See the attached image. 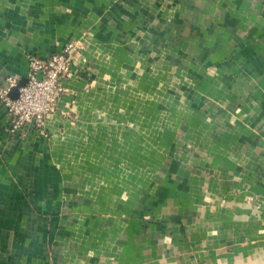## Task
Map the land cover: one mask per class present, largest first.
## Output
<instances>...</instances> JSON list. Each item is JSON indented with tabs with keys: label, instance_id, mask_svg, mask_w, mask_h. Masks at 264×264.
I'll return each mask as SVG.
<instances>
[{
	"label": "crops",
	"instance_id": "0c3cea01",
	"mask_svg": "<svg viewBox=\"0 0 264 264\" xmlns=\"http://www.w3.org/2000/svg\"><path fill=\"white\" fill-rule=\"evenodd\" d=\"M149 1L155 2L154 13L149 19L150 23H154V40H162L164 36L169 39V55L178 53L177 46L186 51L189 49V54L197 46V56L203 55L204 62L207 61L210 65L218 62L220 70L242 71L252 81L249 90L255 86L254 82L256 87L264 88V80L261 81L260 76L253 73L262 72L261 75L264 76V0ZM147 4L148 0H0V85H5L7 76L18 79L25 77L26 54L46 57L59 51L70 40L82 42L80 54L75 56L76 74L62 80L64 93L54 112L46 118V137L40 136L31 128H28L23 137L11 135L5 130V112L0 104V200L17 197L21 203L27 193L21 190L20 184L50 182L52 161L73 158L77 182L75 191H70L74 193V208L77 210L73 215L81 216L80 223L75 225V230L79 232L77 245L83 247L84 243H88V231H94V234L101 230L106 232L107 238H102V234L100 237L90 238L92 247L105 246L107 250L101 252V256L114 258L117 253L124 260L131 256L130 246H138L130 237L127 226L135 222L128 215L138 216L131 213H140L139 210L145 206L157 203L156 214L178 218L182 211L176 209L175 200H182V207L184 204L189 209L194 207L190 202L194 196V183L182 179L180 164L176 161L164 162L154 155H149L148 158L146 151L150 146L149 149L137 144L132 146L123 127L109 124V121L124 119L125 107L128 108L131 101L126 89L132 84L131 78L126 80L122 77L131 60L128 46L123 43L127 36L124 33L127 30L125 24L131 21L140 23L137 33L141 43H144L147 37ZM118 7L122 8L116 12ZM183 13L185 14L182 15ZM180 23L200 25L190 28ZM164 25H170V28L165 29V35ZM149 51L150 49L147 52ZM155 54L158 55L156 52ZM162 55L159 54L154 59L156 71L179 69L178 59L174 58V63L165 65ZM165 59L168 60V57L165 56ZM175 63L177 66H173ZM192 67L188 66L187 69H199ZM246 71L251 74H246ZM109 87L117 89L108 90ZM174 101L175 99L170 98L172 105ZM141 102L140 98L133 99L139 113L136 126L140 133L145 129L156 128L154 143L156 146H163V136H166L168 143L171 129L177 121L176 110L172 107V111L159 114L150 107L148 111L141 112ZM104 104L105 112L102 111ZM143 104L146 109V100ZM234 108L237 111L229 108L226 114L244 119L247 116L238 112L242 111L250 113L252 120L258 118V111L252 105L242 104L241 108ZM63 111L73 114L74 118L63 115ZM106 125L108 135L104 136L101 132ZM199 125L201 127L203 124L199 122ZM161 126L165 131L157 130ZM207 126L205 125L206 128ZM225 126L232 137L229 130L231 126ZM249 147L254 157V152L259 149H255L257 146ZM116 154L123 157L114 163L111 156ZM253 157L250 162V184L258 203L259 193L264 192V186L260 189L258 185L264 184V172L259 169V156L256 159ZM220 159L221 157L219 164ZM67 162L70 164V160ZM151 169L157 172L158 181L147 185L151 183L146 172ZM66 173L62 172L64 179ZM15 184L19 185L15 187ZM148 190L160 195V201H154L156 196L145 195L141 204L133 206L142 192ZM222 193L225 195L224 201L213 214L212 222H198L202 227L200 237L203 242L210 249L216 248L211 249L210 254L202 257L199 263L264 264V202H259V207L254 204L242 206V193ZM227 198L233 201L227 202ZM4 207H0V231L9 222L14 221L26 228V221L35 220L33 215L36 214L27 205ZM180 220L188 225L187 234H190V228L194 227L191 218L184 216ZM208 225L212 227L208 229ZM47 227L43 223L41 229L46 230ZM58 227L60 230L70 229L65 222L58 223ZM109 232L122 233V240L108 237ZM189 234L188 239L194 240V236ZM193 235H196L195 228ZM61 241L63 240H59L60 245ZM141 262L136 259L124 263ZM51 263L98 264L99 260L88 262L79 250L76 252L69 249L58 250L51 260L45 254L44 240L22 237L5 241L0 236V264ZM112 263L111 260L106 262Z\"/></svg>",
	"mask_w": 264,
	"mask_h": 264
},
{
	"label": "rangeland",
	"instance_id": "374dc122",
	"mask_svg": "<svg viewBox=\"0 0 264 264\" xmlns=\"http://www.w3.org/2000/svg\"><path fill=\"white\" fill-rule=\"evenodd\" d=\"M113 1L118 2L119 0ZM121 8L118 7L115 11L117 12ZM154 10L155 2L148 0L147 37L144 43H141L137 33V27L140 26V23L131 21V23L125 24L128 31L124 30L127 36L123 39V43L128 46L131 60L129 68L123 72L122 77L124 76L126 80L131 78V86L126 88L128 95L131 96V101L128 108L125 107L124 119L114 120V122L109 121V124L114 126L117 124L123 127L132 146L137 144L138 146H147L148 149V146H150V149L146 151L148 158L149 155L151 157L154 155L164 162L176 161L180 164L182 179L194 183V196L190 199L194 207L189 209L186 204L182 207L184 202L175 200L176 209L182 211L178 218L156 214L157 203L145 206V208L139 210L140 213L132 212L131 214L138 216L128 215L127 217L133 219L135 223L132 222L127 227H129L131 239L141 247L137 248L138 246L132 244L130 246L131 256L130 258L125 257V260L117 253L114 258L101 256V252L107 250V248L102 245L92 247L90 238H96L98 235L100 237L102 234L101 237L106 239V232L100 230L99 232L95 231L93 234L94 231H88V243H84L83 247L77 245L76 238H78L79 232L75 230V225L80 223L81 219L79 217L81 216L73 215L77 210L74 208V193L70 192L71 190L74 192L75 185H77L75 181L76 167L73 158H67L70 160V164L67 162L69 160L61 161L62 159H59L58 161H52L50 182L36 181L20 185L15 184V187L19 185L21 190L27 193L24 196L25 199H21V203L19 198L17 200V197L0 200V207L2 208H5L4 206L27 205L36 214L33 215L35 220L26 221V228L14 223V221L7 223L6 226L4 225V229H1L2 232L0 231L3 240H17L22 237L32 240H44L45 254L51 260L54 259L58 250L69 249L76 252L79 250L88 262L99 260L98 264H106L109 260L113 262L112 264H119V262L124 263L128 260L133 262L136 259L141 260V264H155V260L157 264H201L199 263L201 258L208 256L212 251L211 249L216 248L210 249V246L203 242L200 237L203 233L202 227L199 226L198 222L201 223L203 220L209 223L212 222L213 214L217 212L220 204L224 201L223 196L225 195L222 191L242 193V206L254 204L259 207L258 203L264 202V192H260L257 198L258 203H256V194L250 184V173H252L250 162L253 156L249 147L257 146L255 149H259V151L254 152L255 156L253 158L256 159L259 156V169L264 172V97H262L264 96V88L256 87L254 82L255 86L253 85V89L249 90L252 81L246 78L242 71L220 70L218 62L211 65L207 61L204 62L203 55L197 56L199 50L197 46H195V50L192 49L194 51L190 54L187 52L189 49L186 51L181 46H177L178 53L169 55V52H171L169 39L164 36L162 40H154V29H152L154 23L149 22ZM180 25H185V23H180ZM199 25L190 23L185 26L195 28ZM168 27L170 28V25H164V35L167 34L165 29ZM204 27L206 31V25ZM81 46L82 42L75 39L66 42L62 48L68 47L71 49L75 59L76 54H80ZM149 49L150 51L147 52ZM143 50H145L144 53ZM155 52L158 55L163 54L165 65L174 63V58L178 59L179 69L156 71L154 69L156 64L154 59L156 60L159 56H156ZM30 54L34 53L26 54V60ZM165 56L168 57V60L165 59ZM173 66H177L176 63ZM188 66L198 67L199 69H192V67V70H190L187 69ZM253 73L260 76L261 81L264 80V76L261 75L262 72L255 71ZM246 74L251 73L246 71ZM107 89L117 88L109 87ZM137 98L142 99L141 112L148 111L151 107L159 114H165L172 111V107L175 108L177 121L171 129L168 143L164 135L163 146L155 145L154 130L156 128L145 129L144 132L142 131L143 133L139 132L136 126V122H138L136 118L139 116L138 108L133 104V99L137 100ZM143 98L146 100V109ZM170 98L175 99L173 105L170 103ZM242 104L254 106L255 110L258 111V118L252 120L250 113L242 111L238 112L247 116L244 119L226 114L229 108L236 110L234 107L241 108ZM102 111H106V104H104ZM71 115L74 118L73 114ZM73 120L75 121V119ZM199 122L203 124L201 127ZM106 124H108V121H106ZM226 124L231 126L229 130L233 134L232 137L226 131ZM205 125H208L207 128ZM107 128V125L103 127L102 135H108ZM157 130L165 131V128L161 126L157 127ZM227 139L229 140L227 141ZM122 157L121 154H116L111 156V159L115 163ZM219 157H221L220 164L218 163ZM62 172H67L65 179ZM156 173L154 169L146 172L147 177H149L148 181L151 183L147 185L156 184L158 181ZM115 182H118L117 177ZM258 185L260 189L261 186H264L262 183H258ZM3 189L7 190V188ZM145 195L156 196L154 201H160L161 199V196L155 191L148 190L142 192V196L134 201L133 206L141 204ZM226 201L233 200L227 198ZM232 206H234V203ZM189 212H191V215ZM184 216L191 218L193 221L194 227L190 228V234L194 236V240L188 239V225L180 220ZM259 216L262 220L261 214ZM61 222L69 225L70 229L60 230L58 223ZM31 223H35V225ZM43 223L48 225L46 230L41 229ZM211 227L210 225L207 226L208 229ZM194 228L196 235H193ZM84 233L83 231V235ZM108 237L119 240L123 238V234L109 232ZM60 239L63 240L61 245L59 243Z\"/></svg>",
	"mask_w": 264,
	"mask_h": 264
},
{
	"label": "built area",
	"instance_id": "2783aa9c",
	"mask_svg": "<svg viewBox=\"0 0 264 264\" xmlns=\"http://www.w3.org/2000/svg\"><path fill=\"white\" fill-rule=\"evenodd\" d=\"M76 74L72 50L61 48L46 57L34 54L27 56L26 82L18 88V95L12 99L9 90L18 78L7 76L5 85H0V104L4 108L5 130L11 135L23 137L28 128L46 137V118L55 110L64 88L62 80ZM71 118L66 111L61 112Z\"/></svg>",
	"mask_w": 264,
	"mask_h": 264
},
{
	"label": "water",
	"instance_id": "95a60500",
	"mask_svg": "<svg viewBox=\"0 0 264 264\" xmlns=\"http://www.w3.org/2000/svg\"><path fill=\"white\" fill-rule=\"evenodd\" d=\"M25 82H26L25 77H22L21 79H19L18 82L10 88L8 96L12 99L16 98L18 95V88L23 86Z\"/></svg>",
	"mask_w": 264,
	"mask_h": 264
}]
</instances>
